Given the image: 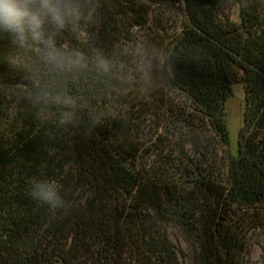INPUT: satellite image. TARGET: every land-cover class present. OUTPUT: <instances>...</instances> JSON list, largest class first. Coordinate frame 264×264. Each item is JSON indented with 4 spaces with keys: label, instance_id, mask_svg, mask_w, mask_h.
Here are the masks:
<instances>
[{
    "label": "trees",
    "instance_id": "16d2710c",
    "mask_svg": "<svg viewBox=\"0 0 264 264\" xmlns=\"http://www.w3.org/2000/svg\"><path fill=\"white\" fill-rule=\"evenodd\" d=\"M216 5L103 0L88 45L111 52L138 40L179 58L171 87L91 101L107 117L87 139L53 140L27 108L0 109V264H255L264 230V0H234L237 15ZM61 43L85 48L69 33ZM13 51L0 38V74L19 79L6 65ZM237 83L246 102L233 152L226 103ZM41 175L60 181L69 211L53 214L27 195Z\"/></svg>",
    "mask_w": 264,
    "mask_h": 264
},
{
    "label": "clouds",
    "instance_id": "9594fccd",
    "mask_svg": "<svg viewBox=\"0 0 264 264\" xmlns=\"http://www.w3.org/2000/svg\"><path fill=\"white\" fill-rule=\"evenodd\" d=\"M216 6L232 8L234 0H217ZM102 8L103 0H0V38L14 50L6 65L19 74V79L0 74V109L11 115L27 108L37 121L51 126L53 140L87 139L107 117L91 101L171 87L179 57L166 49L138 40L111 52L87 44L85 32L100 22ZM65 33L85 48L61 43ZM55 152L49 148L50 155ZM27 195L53 214L71 207L56 176L33 178Z\"/></svg>",
    "mask_w": 264,
    "mask_h": 264
},
{
    "label": "rangeland",
    "instance_id": "374dc122",
    "mask_svg": "<svg viewBox=\"0 0 264 264\" xmlns=\"http://www.w3.org/2000/svg\"><path fill=\"white\" fill-rule=\"evenodd\" d=\"M231 14H236L237 6L234 5L232 8H227ZM245 90L241 83H237L233 86V94L228 99L226 103V112H227V125L230 134V143L232 146L233 152H236L238 138L243 126L244 110H245ZM168 232L171 240L175 243L177 247L188 251L189 248L185 243V237L182 235L181 231L172 226L168 228ZM264 255V230H260L255 235L253 242V256L252 259L255 264H260L262 262ZM181 256V254H180ZM182 257V256H181ZM183 261L186 263V260L183 258Z\"/></svg>",
    "mask_w": 264,
    "mask_h": 264
}]
</instances>
